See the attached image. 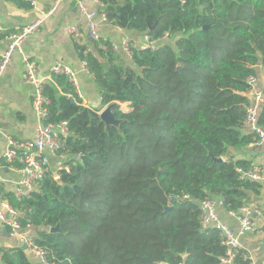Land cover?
Wrapping results in <instances>:
<instances>
[{
  "label": "trees",
  "instance_id": "obj_1",
  "mask_svg": "<svg viewBox=\"0 0 264 264\" xmlns=\"http://www.w3.org/2000/svg\"><path fill=\"white\" fill-rule=\"evenodd\" d=\"M97 1L108 24L169 38L154 50L130 46L134 68L118 61L108 41L106 50L77 44L100 107L85 111L60 74L50 73L43 94L45 121L68 123L58 153L80 157L58 171L61 183L47 171L30 197L0 195L22 227L37 229L31 240L49 264H221L225 245L218 230L201 228L199 203L219 198L237 211L260 192V181L240 179L238 169L251 162L228 151L256 141L242 128L247 79H264V0ZM10 31H0V40ZM113 102L118 127L98 114ZM258 124L264 128V105ZM56 224L61 232H49ZM235 262L249 264L240 255ZM0 264L41 263L16 245L0 246Z\"/></svg>",
  "mask_w": 264,
  "mask_h": 264
},
{
  "label": "crops",
  "instance_id": "obj_2",
  "mask_svg": "<svg viewBox=\"0 0 264 264\" xmlns=\"http://www.w3.org/2000/svg\"><path fill=\"white\" fill-rule=\"evenodd\" d=\"M35 4L29 8H19L14 3L0 0V31L9 32L15 26L25 25L38 17V10L49 8L55 4L54 0H30ZM87 9L93 13L97 23V32L102 39L116 47L118 61L125 66L133 67L130 53L122 47L124 39L130 44L138 46L143 41V33L121 29L108 24L102 14V5L97 0H83ZM80 25L82 32L87 34L86 20L81 16L72 0H63L56 3V12L48 16L38 31L22 41L14 52L10 62L5 66L0 76V190L1 194L13 192L21 178L20 167H13L4 159L8 148V138L18 140L31 139L36 136L38 118L31 105L34 86L23 79L24 64L22 56H29L38 65V75L47 76L56 61L66 63L76 74V80L81 93V105L89 110L98 109L101 103L93 75L84 67L83 61L77 52V43L66 31L69 25ZM7 37V36H6ZM0 40V53L7 45V38ZM87 41H92L86 38ZM261 69V68H260ZM258 68V71L260 70ZM264 79L261 80L263 88ZM122 109L127 108V103L120 104ZM243 133H251L244 125ZM228 155L234 159H244L256 164H264V142H251L246 147L230 149ZM49 162V172L53 175L58 170L59 156L46 151ZM19 162V161H18ZM20 163V162H19ZM261 188L258 195H254L247 204L251 207L264 210V181H260ZM216 212L220 221L228 226L237 236L242 250L250 256L251 264H264V216L255 214L254 219L258 227L257 232H239L237 220L229 214L221 203H217ZM6 230V232H5ZM41 230V229H40ZM29 237H34L37 229L31 225L24 228ZM20 245L19 240L11 235L0 224V246L12 247ZM31 260V259H30Z\"/></svg>",
  "mask_w": 264,
  "mask_h": 264
},
{
  "label": "built area",
  "instance_id": "obj_3",
  "mask_svg": "<svg viewBox=\"0 0 264 264\" xmlns=\"http://www.w3.org/2000/svg\"><path fill=\"white\" fill-rule=\"evenodd\" d=\"M62 1L63 0H54L55 4L53 6L38 10L39 15L35 20L25 25L15 26L11 29L6 37V48L0 53V76L22 41L38 31L44 24L46 18L56 12V3ZM72 1L80 11L81 16L86 20L88 30L85 35L82 32L81 26L74 24L66 27L67 33L79 45H86V38H88L94 42H99L100 48L104 50L108 49V46L104 43L106 40L102 39L97 32L98 26L93 18V13L87 9L83 0ZM30 2L32 6L35 4V2ZM168 38L167 34L158 39H152L144 34L143 41L140 45L134 46L130 44L129 40L124 39L122 41V47L128 53H130V46L137 49L149 48L154 50L158 48L160 43ZM110 44V49L116 51V47L112 43ZM22 60L24 64L23 79L34 86L31 105L38 118V129L36 136L31 139L18 140L8 138V148L4 153V159L8 164H11L14 160H18L21 163L19 168L21 178L13 190L14 196L18 199L30 197L36 188V184L41 181L45 173L49 171L46 151L59 156L61 159L58 163L57 172L54 175L52 174L55 179L59 177V170H69L65 162L69 159L77 160L80 157V154L67 155L58 153L65 138L70 134L68 123L66 120L58 122L45 121L48 113L49 99L43 94L44 84L50 80V73H54L64 75L74 87L77 98L81 99L75 72L66 63L56 61L52 65L49 75L41 76L38 75V65L35 60L29 56H22ZM83 64L85 67L84 62ZM247 83L249 88L246 92V96L249 101L245 106L244 125L255 135L257 143H262L264 142V128L258 124V116L260 109L264 105L263 88L261 86V80L257 75L249 76ZM238 172L240 174V179L264 181V164L251 162L248 168L238 169ZM217 203L222 204L219 198H206L199 203L200 224L203 229L211 227L218 230L221 241L225 245V253L220 258L221 264H236L235 260L238 255L251 264L250 256L247 252L242 250L237 236L228 226L220 221L216 212ZM229 214L237 220L239 232H257L259 229L256 225L254 215L261 214L264 216V210L244 205L237 211H230ZM19 215L20 213L18 210L14 209L9 202L0 195V224L19 240L20 246L23 247L29 259L38 261L41 264H49L45 251L33 244L31 237L24 232V227L21 226L17 218ZM28 226L29 225H26V227Z\"/></svg>",
  "mask_w": 264,
  "mask_h": 264
},
{
  "label": "water",
  "instance_id": "obj_4",
  "mask_svg": "<svg viewBox=\"0 0 264 264\" xmlns=\"http://www.w3.org/2000/svg\"><path fill=\"white\" fill-rule=\"evenodd\" d=\"M205 28H206V26L203 27V29H205ZM70 99L73 101L72 98H70ZM114 104H115L114 102L113 103H110V104L106 105L105 107H103L98 112L101 121L104 122V124L106 126L112 125V126L118 127L119 124L122 121L120 119H116L115 116H114V114H113L112 108H113V105ZM87 109L88 108L85 107V111ZM222 160H223V158H214V161H217V162H220ZM56 180L58 181V183H61L60 180H59V178H56ZM174 201H176V197H171L170 198V201H169V204L171 205ZM170 205L165 207V210L166 211L170 209ZM41 229H44V227H42ZM5 232H6V230H5ZM49 232H61L60 225L59 224H56L55 226L50 227L49 228Z\"/></svg>",
  "mask_w": 264,
  "mask_h": 264
},
{
  "label": "rangeland",
  "instance_id": "obj_5",
  "mask_svg": "<svg viewBox=\"0 0 264 264\" xmlns=\"http://www.w3.org/2000/svg\"><path fill=\"white\" fill-rule=\"evenodd\" d=\"M257 76L260 78V80H262V78H263V77H262V75H261V74H259V75H257Z\"/></svg>",
  "mask_w": 264,
  "mask_h": 264
}]
</instances>
